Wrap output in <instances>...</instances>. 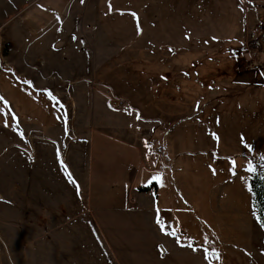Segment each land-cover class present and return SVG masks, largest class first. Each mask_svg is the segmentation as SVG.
<instances>
[{
  "label": "rangeland",
  "instance_id": "1",
  "mask_svg": "<svg viewBox=\"0 0 264 264\" xmlns=\"http://www.w3.org/2000/svg\"><path fill=\"white\" fill-rule=\"evenodd\" d=\"M30 1L0 0V97L3 98L0 99V264H264V227L254 206L251 187L254 174L264 176V69H247L241 53L236 71L246 80L235 78L240 82L232 83L226 90L225 71L216 70L217 60L225 59V40L235 37H240L236 46L246 44L264 68V30L250 37V31L257 25L264 26V9L256 8L253 0L254 6L243 9L244 15L239 0H158L155 9L161 20L158 22L163 31L172 30L169 37H160L162 41L182 44L186 33L198 37L197 40L193 37L192 45L204 44L201 38L209 35L215 40H209L210 45L205 46L215 51L214 69L205 72L207 78L192 91V95L197 96V107L192 97L191 103L189 99L182 100L165 109L176 115L196 111L194 118L210 123L212 138L221 140L217 142L219 145L225 143L226 156L223 162H216L208 153L182 158L181 163L192 166L193 170L183 173L188 180L181 185L183 198L174 203L179 223L168 240L153 224L151 208L148 207V215L143 217L136 206L144 193L156 192L157 179L148 190L130 189L127 200L122 198L126 192L122 183L113 187L98 184L86 193L85 200L63 202L57 200L60 194L51 195L47 200L49 194L46 195L45 185L42 191L30 185L35 171L30 168L29 157L8 144L13 140L7 137L15 130V110L29 112L36 104L27 87L14 86L17 74L13 67L14 62L23 57L19 53L23 32H26L24 44L30 42V26L25 19L30 18L34 10L32 5L26 9L19 6ZM95 1L99 4L103 38L110 37L116 43L127 45L132 36L133 44H142L148 31L155 32L159 27V24L149 25L153 21L144 12L149 0H86L85 7H91ZM227 21L229 23H225ZM143 28L144 33H141ZM138 33L143 35L137 36ZM29 74L24 72L26 76ZM227 80L232 79L227 77ZM15 89L20 94L18 98L14 96ZM229 91L226 103L223 102L225 97L214 99L212 103L199 99L201 94L219 97ZM20 96L23 99L20 100ZM23 120L28 124V119ZM217 128L225 136L219 137ZM195 132L197 136L194 132L191 135L192 130L179 134L180 148L207 151L209 142L205 140L203 144L201 131ZM249 165L255 171H249ZM220 166H225L224 172H219ZM110 188L115 195L118 192L119 198L106 195ZM81 201H85V217H71V223L64 228L60 221L67 218L61 216L60 210H82ZM41 208L53 213L50 219L54 227L35 225L38 219L44 223L49 219L34 216L33 212ZM56 221H59L57 226ZM213 249L219 258L212 253Z\"/></svg>",
  "mask_w": 264,
  "mask_h": 264
},
{
  "label": "crops",
  "instance_id": "2",
  "mask_svg": "<svg viewBox=\"0 0 264 264\" xmlns=\"http://www.w3.org/2000/svg\"><path fill=\"white\" fill-rule=\"evenodd\" d=\"M253 1L256 8L264 9V0ZM85 2L31 0L19 6L26 9L32 5L34 10L30 18L25 19L30 26V42L24 44L26 32H23L19 46L23 57L14 60L12 66L17 74L14 86L27 87L36 104L29 112L14 108L15 130L12 136H7L13 140L8 144H13L21 155H28L30 168L35 171L30 185L36 191H42L45 185L46 195L49 194L47 200L54 194H60L57 200L62 202L85 200L86 193L102 183L110 187L122 183L126 189L122 198L127 200L130 189L148 190L156 182L152 177L159 175L156 192L144 193L136 206L143 217L148 215L150 207L153 224L170 240L172 229L179 223L174 203L183 198L181 185L188 181L183 173L193 170L192 166L181 163L182 158L203 153H208L216 162L226 158L225 143L219 145L217 142L222 141L212 138L210 123L194 118L196 111L176 115L165 109L182 100L189 99L191 103L192 97L197 107V96H193L192 91L207 78L204 73L214 69L216 61L214 49L205 47L210 45L208 40L212 36L201 38L207 43L199 45H192L193 37L197 40V36H182L186 40L182 44L162 41L160 37H169L172 30L163 31L155 11L158 0H149L144 12L153 21L149 25L159 24L158 29L155 32L150 29L142 44H133L132 36L127 45L119 44L110 37L103 38L98 2L91 7H85ZM254 2L239 0L242 15L243 9L254 6ZM239 43L240 37L225 40V59L216 62V70L225 71V90L232 83L240 82L235 78L246 80L236 71L241 60L240 53L235 51ZM27 71L29 76L24 75ZM13 91L18 98V90ZM230 93L219 97L201 94L199 99L212 103L214 99L225 97L223 102L226 103ZM3 94L6 95V91ZM113 99L122 100L124 104L114 106ZM23 119H28V124ZM221 127L224 128L225 123ZM187 130H192L191 135L194 132L195 136V131H201L203 144L205 140L210 144L208 150L180 148L179 134ZM217 131L220 132L218 128ZM223 136L220 132L219 137ZM224 171L225 166H220L219 172ZM56 173L61 176L56 177ZM112 189L106 192L109 197L115 195ZM84 202L82 210H60L61 216L67 218L60 221L63 227L71 223V217H85ZM33 214L49 218L45 223L38 219L35 225L54 227L50 219L53 213L48 209L41 208ZM55 224L57 226L59 221Z\"/></svg>",
  "mask_w": 264,
  "mask_h": 264
},
{
  "label": "trees",
  "instance_id": "3",
  "mask_svg": "<svg viewBox=\"0 0 264 264\" xmlns=\"http://www.w3.org/2000/svg\"><path fill=\"white\" fill-rule=\"evenodd\" d=\"M176 30L180 31L179 28H176ZM191 35L192 33H186L184 36H187V38H190ZM179 36H182V35L179 34ZM209 40H213V39H209ZM213 41L215 42V40ZM202 42L207 43V40H202ZM246 49H248V47L246 44H244L242 46L237 47L235 51L238 53H242ZM251 187H252V191L254 195V206L258 213L259 221L264 227V176L263 174H254L252 176Z\"/></svg>",
  "mask_w": 264,
  "mask_h": 264
},
{
  "label": "built area",
  "instance_id": "4",
  "mask_svg": "<svg viewBox=\"0 0 264 264\" xmlns=\"http://www.w3.org/2000/svg\"><path fill=\"white\" fill-rule=\"evenodd\" d=\"M264 26L262 24L257 25L253 30L250 31V37H256L258 34L263 32ZM242 57L244 62L246 63V68L253 71H262L263 64L255 57V55L250 52V50L246 49L242 52ZM114 106H121L124 104L122 100L113 99L112 100ZM162 152V149L159 150Z\"/></svg>",
  "mask_w": 264,
  "mask_h": 264
},
{
  "label": "snow or ice",
  "instance_id": "5",
  "mask_svg": "<svg viewBox=\"0 0 264 264\" xmlns=\"http://www.w3.org/2000/svg\"><path fill=\"white\" fill-rule=\"evenodd\" d=\"M109 6H111V5H109ZM133 15H135V13H133ZM50 95H51V93H50ZM0 99H3V98L0 97ZM53 99H55V97H53ZM5 103H6V102H5ZM249 171H255V169H254L251 165H249ZM69 178L71 179V175H70V174H69ZM152 179H153V180L159 179V175L153 176ZM157 223H160V221L157 220ZM174 234H175V233H173V235H174ZM212 253H213L214 255H216L217 258H219V254L215 251V249L212 250Z\"/></svg>",
  "mask_w": 264,
  "mask_h": 264
}]
</instances>
